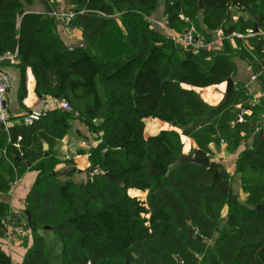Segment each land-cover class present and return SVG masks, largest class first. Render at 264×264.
Segmentation results:
<instances>
[{
  "label": "trees",
  "instance_id": "obj_1",
  "mask_svg": "<svg viewBox=\"0 0 264 264\" xmlns=\"http://www.w3.org/2000/svg\"><path fill=\"white\" fill-rule=\"evenodd\" d=\"M34 1L0 0V54L16 52L11 63L21 74L20 105L29 69L38 97L66 100L71 110L53 108L31 125L24 115L10 116L12 124L0 130V194L28 170L38 172L25 201L33 244L22 264H52L38 228L60 241L61 264H264V98L250 106L247 90L234 80L239 56L264 90L263 39L253 33L255 24L264 30V0H202V7L200 0H46L51 12L21 13ZM161 7L172 31L192 22L209 41L221 29L237 47L179 49L171 34L153 26ZM233 10L245 15L235 21ZM66 12L74 14L81 45L68 46L58 34L57 17ZM229 78L233 93L218 105L195 90ZM146 118L171 122L181 133L163 129L146 137ZM75 119L91 136L89 169L102 171L82 183L60 180L56 163H47L56 158L53 141L65 138ZM181 135L195 141L197 158L210 153L211 143L228 144L237 155L244 200L233 193L220 163H179ZM37 137L49 150H41L42 162L34 164ZM11 210L0 200V235ZM189 223L202 240L184 231ZM0 264H11L1 247Z\"/></svg>",
  "mask_w": 264,
  "mask_h": 264
},
{
  "label": "crops",
  "instance_id": "obj_2",
  "mask_svg": "<svg viewBox=\"0 0 264 264\" xmlns=\"http://www.w3.org/2000/svg\"><path fill=\"white\" fill-rule=\"evenodd\" d=\"M46 3V0H35L32 5L26 6L23 11L46 12L48 9V5H46ZM233 14V19L236 21L237 17L239 15L244 16L245 12L243 10H233ZM151 21L154 27L160 30L164 29L165 33L168 35L171 34L172 30H170L167 26L164 10L162 7L151 17ZM258 29L259 31L257 34L263 39L261 49L264 52V30L259 27ZM57 31L61 39L68 46L83 44L81 31L77 29L75 32L67 34L64 24L59 19ZM211 35L212 39L209 38V41L212 43L211 48L214 47L223 50L226 46H228L230 49H235L237 47L235 37L224 36L221 29L211 32ZM239 36L243 39L246 37L242 34ZM248 43L249 40H245V44ZM235 63L236 75L234 80L243 84L248 93V100L259 102L262 98H264V90L258 73H256L251 64L242 57L237 56L235 58ZM5 66L6 70L11 74L13 79V87L8 93L6 104L10 116L16 118L24 115L30 108L31 104L39 97L35 93L34 77L31 71L28 69L26 71L27 96L23 101L24 106L20 105L18 101V89L21 82L20 70L11 62H7ZM225 89L226 82L219 85L206 87L203 89L205 92L202 95V98L209 104H218L223 99V92H225ZM43 99L47 100L51 104L56 100L52 96H47ZM72 122L73 126H70L73 128H70L68 135L63 138L59 144L55 145V149L54 147L52 149V153L55 155V157H60L61 159L55 164V172L58 178L63 181L70 180L75 183L87 182L91 174L89 169V156H87L88 151H85V149H88L89 147L84 145L83 142H86L87 144L92 143L89 142L90 133L87 127L81 121L75 119L72 120L71 123ZM11 124L12 121L9 122V126ZM168 125V123L157 118H146L145 136L147 137L156 135L158 131L168 128ZM219 151L221 152V149H219ZM37 176V171L28 170V172H26V174L8 192V194H10V192H12V194L15 192V194L10 197L7 194H0V200L9 204L14 212L24 210L26 198L29 191L34 186ZM133 195L141 196V193H135ZM21 239H10L5 233L0 235V247L7 255H9L11 264H22L28 249L32 247V238L28 239L25 244Z\"/></svg>",
  "mask_w": 264,
  "mask_h": 264
},
{
  "label": "built area",
  "instance_id": "obj_3",
  "mask_svg": "<svg viewBox=\"0 0 264 264\" xmlns=\"http://www.w3.org/2000/svg\"><path fill=\"white\" fill-rule=\"evenodd\" d=\"M73 17V12H66L57 17L64 24L66 32L70 34L77 30L72 22ZM171 36L176 44L183 45L184 48L201 49L211 47L212 45V43L207 40L206 36L200 32L192 22L190 27L182 32L171 31ZM15 59L16 52L7 51L0 54V124H5L6 128L9 126L10 122V114L6 101L8 93L13 87V79L11 74L6 70L5 64L7 62L13 63ZM235 89L238 90L239 88L235 87ZM256 103L257 102L254 100L249 101V105L252 107ZM53 108H61L65 111L71 110L66 100L56 99L54 103L51 104L47 100L39 97L31 104L28 111L24 114L23 121L26 125H31ZM242 112L249 113L250 111L249 109L242 108ZM83 144L86 145V142H83ZM87 156L89 155L87 154ZM1 222L5 228V234L10 239H21L27 232V220L20 211L9 212Z\"/></svg>",
  "mask_w": 264,
  "mask_h": 264
},
{
  "label": "rangeland",
  "instance_id": "obj_4",
  "mask_svg": "<svg viewBox=\"0 0 264 264\" xmlns=\"http://www.w3.org/2000/svg\"><path fill=\"white\" fill-rule=\"evenodd\" d=\"M63 6H64V4L62 5V7ZM162 30L165 32L164 29H162ZM67 34H68V32H67ZM203 89L204 88H197V87L195 88V90L198 93H200L201 96L205 92ZM224 99H225V92H223V99L222 100H224ZM218 104H214V106L215 105H218ZM168 124H169L168 125V128H166V129H175L177 132L181 133V129H179L178 127H175L174 124H172L171 122H168ZM71 126H73V122L71 123ZM71 126H70V128H73ZM160 131H158V133ZM187 139H189V140H187ZM43 141L44 142H47L46 140H44L43 137L42 138L37 137L36 138V142H35L34 146L32 147L31 152H34L33 158L36 157L35 159H32V157H31V159L33 160L32 162H34V164H38L40 161L42 162V159H41V150L44 151V149H42V144L41 143ZM60 141L54 140L51 146H53L54 149H55V145L59 144ZM181 141H183V143H184L183 150H182V154L181 155H194L192 153V150L197 147V144L195 143V141L191 137H188V136H185V135H181ZM250 143H251V141H250ZM86 145H87V147H89L90 144L89 143L88 144L86 143ZM209 147H210V153H208L207 156L209 157L210 160H213V161H216V162L220 163L227 170V172L231 176L232 187L234 189V192L233 193L236 195V197L238 199L244 200L245 197H246V195L242 192V190L240 188V178L238 176V173H236V171H237V164H236V162H237L236 161L237 155H236V153L234 151H231L228 148L229 147L228 144L226 142H224V141H221L220 145H218L216 143H211L209 145ZM219 149H221V152L219 151ZM87 154L89 155V153H87ZM60 160H61L60 157H56L53 160H48L47 163L48 164L54 163V162L57 163V161H60ZM31 172H33V171H31ZM129 192L131 194L141 193L138 190H129ZM6 194L9 195V197H10V196L14 195L15 192H13V194H12V192H10V194H8V193H6ZM141 196H142V198H146V193H144V194L141 193ZM230 202L224 207L223 215L226 214V212L229 210ZM24 210H25V207H24ZM11 211H13V210H11ZM20 212L23 213V210L20 211ZM142 217H149V215L142 214ZM37 232L39 234H43L44 237H45V239H46V241L48 242V245H49L48 250L50 252L49 256H50L51 263L52 264H61L60 263L61 260L57 257V255H58V253H60V249H61V247H60V241L57 238H55V236L52 233H50V232H44L43 231V228H38ZM32 237H33L32 236V232L27 231L26 234L24 235V237L21 240L25 244L28 241V239H30Z\"/></svg>",
  "mask_w": 264,
  "mask_h": 264
},
{
  "label": "water",
  "instance_id": "obj_5",
  "mask_svg": "<svg viewBox=\"0 0 264 264\" xmlns=\"http://www.w3.org/2000/svg\"><path fill=\"white\" fill-rule=\"evenodd\" d=\"M46 5H47V3H46ZM199 5H200V7L203 6L202 0H200ZM23 12L24 11H21V13H23ZM48 12H51V9H48ZM258 31H259L258 25L255 24V28L253 30V33H257ZM178 48L182 50V49H184V46L178 44ZM234 85H235V81L232 78L227 79L226 89H225V99H229L230 96L232 95ZM5 129H6L5 124H0V130H5ZM43 149L44 150L48 149V143H46V142L43 143ZM211 162H212V160H210L208 156H205L203 158H197L194 155H181L179 158V163H192V164H196L199 166H209L211 164ZM100 172H102V171L100 170L99 167L90 168V174L91 175L98 174ZM104 174L109 179H111L112 181L117 182L119 184H122L120 182V180L117 178V176H115L114 174H112L110 172H104ZM216 174H215V176H216ZM257 208H262V205H258ZM24 212H25V215L27 217L28 224L30 226H32V216H31L30 212L27 209H25ZM45 228H50V227L45 226ZM184 231L189 235V237L195 236L197 239L202 240V236L197 232V229L191 223H189L187 225V228ZM176 258L178 261H180L179 256H176Z\"/></svg>",
  "mask_w": 264,
  "mask_h": 264
}]
</instances>
